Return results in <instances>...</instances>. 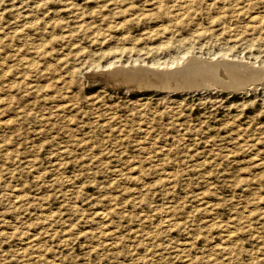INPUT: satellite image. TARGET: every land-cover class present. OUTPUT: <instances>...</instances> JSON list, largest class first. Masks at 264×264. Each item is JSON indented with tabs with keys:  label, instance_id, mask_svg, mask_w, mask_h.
I'll use <instances>...</instances> for the list:
<instances>
[{
	"label": "rangeland",
	"instance_id": "1",
	"mask_svg": "<svg viewBox=\"0 0 264 264\" xmlns=\"http://www.w3.org/2000/svg\"><path fill=\"white\" fill-rule=\"evenodd\" d=\"M187 53L263 67L264 0H0V264H264V81L107 73Z\"/></svg>",
	"mask_w": 264,
	"mask_h": 264
},
{
	"label": "bare ground",
	"instance_id": "2",
	"mask_svg": "<svg viewBox=\"0 0 264 264\" xmlns=\"http://www.w3.org/2000/svg\"><path fill=\"white\" fill-rule=\"evenodd\" d=\"M224 55L206 57V55L187 53L172 63L142 65L144 63L127 61L126 64L121 62L124 64L121 66L111 62L106 66L109 68L107 70L109 76L121 78L122 83H128L131 86L136 85L138 88L161 83V87H182V89L192 85H206L209 87L208 89L215 87V85L246 89L245 87H254L257 83L264 81V66H256L255 62L243 57L236 58L237 56H235L231 59V57H224ZM161 87L159 85L160 89ZM248 88L247 90H249Z\"/></svg>",
	"mask_w": 264,
	"mask_h": 264
},
{
	"label": "water",
	"instance_id": "3",
	"mask_svg": "<svg viewBox=\"0 0 264 264\" xmlns=\"http://www.w3.org/2000/svg\"><path fill=\"white\" fill-rule=\"evenodd\" d=\"M147 87H150V86H146V87H143V88H147ZM180 88H182V87H180ZM192 88H196V89L203 88V89H205V88H209V87L206 86V85H200V86L199 85H194V86L192 85V86L184 87V89H192ZM223 88L230 89L231 87H223ZM232 89H234V88H232ZM234 90H238V89H234Z\"/></svg>",
	"mask_w": 264,
	"mask_h": 264
}]
</instances>
